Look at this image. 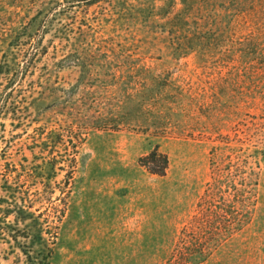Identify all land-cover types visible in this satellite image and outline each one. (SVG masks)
Segmentation results:
<instances>
[{
	"label": "rangeland",
	"instance_id": "obj_1",
	"mask_svg": "<svg viewBox=\"0 0 264 264\" xmlns=\"http://www.w3.org/2000/svg\"><path fill=\"white\" fill-rule=\"evenodd\" d=\"M0 264H264V0H0Z\"/></svg>",
	"mask_w": 264,
	"mask_h": 264
},
{
	"label": "trees",
	"instance_id": "obj_2",
	"mask_svg": "<svg viewBox=\"0 0 264 264\" xmlns=\"http://www.w3.org/2000/svg\"><path fill=\"white\" fill-rule=\"evenodd\" d=\"M141 163L145 166L151 174L163 175L167 168L168 160L165 155L152 151L146 157L141 159ZM151 164H160V170L150 168Z\"/></svg>",
	"mask_w": 264,
	"mask_h": 264
}]
</instances>
